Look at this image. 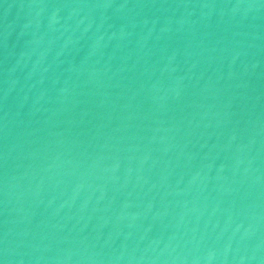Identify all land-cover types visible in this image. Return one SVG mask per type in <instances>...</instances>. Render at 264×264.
<instances>
[{
  "label": "water",
  "instance_id": "1",
  "mask_svg": "<svg viewBox=\"0 0 264 264\" xmlns=\"http://www.w3.org/2000/svg\"><path fill=\"white\" fill-rule=\"evenodd\" d=\"M0 264H264V0H0Z\"/></svg>",
  "mask_w": 264,
  "mask_h": 264
}]
</instances>
